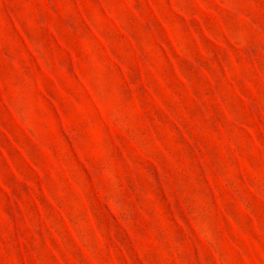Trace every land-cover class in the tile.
<instances>
[{
	"label": "rangeland",
	"instance_id": "rangeland-1",
	"mask_svg": "<svg viewBox=\"0 0 264 264\" xmlns=\"http://www.w3.org/2000/svg\"><path fill=\"white\" fill-rule=\"evenodd\" d=\"M0 264H264V0H0Z\"/></svg>",
	"mask_w": 264,
	"mask_h": 264
}]
</instances>
